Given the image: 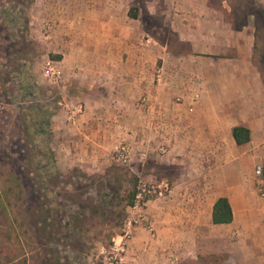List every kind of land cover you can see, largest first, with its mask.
Listing matches in <instances>:
<instances>
[{
	"label": "crops",
	"instance_id": "crops-1",
	"mask_svg": "<svg viewBox=\"0 0 264 264\" xmlns=\"http://www.w3.org/2000/svg\"><path fill=\"white\" fill-rule=\"evenodd\" d=\"M174 10L170 24L189 41V53L133 49L121 35L104 38L96 54L85 50L83 56L96 60L91 66L97 85L74 95L85 107L74 124L55 120L53 132L62 139L55 148L58 166L99 170L112 147L128 140L132 159L146 152L149 176L159 168L175 170L165 175L169 195L148 203L147 221L135 228L123 264H191L200 253H208V264L217 258L219 264H264V197L254 177L255 165L264 163L257 24L250 14L234 27L207 3L178 4ZM74 39L66 46H79L80 38ZM158 57L162 65L154 83ZM237 125L250 129L248 142H235ZM220 197L231 206L228 223L212 221Z\"/></svg>",
	"mask_w": 264,
	"mask_h": 264
},
{
	"label": "rangeland",
	"instance_id": "rangeland-1",
	"mask_svg": "<svg viewBox=\"0 0 264 264\" xmlns=\"http://www.w3.org/2000/svg\"><path fill=\"white\" fill-rule=\"evenodd\" d=\"M187 3H207L234 27L252 14L249 18L257 24L254 62L264 68V6L260 0H0V264H46L45 253L52 245L40 239L37 216L58 202L61 205L51 212L58 222L65 224L72 214L78 218L75 228L59 233L62 239L53 244L55 255L67 256L73 264H79L78 259L102 264L101 252L108 250L112 238L121 232L133 176L150 178L151 171L144 167L146 159L139 157L129 164L112 160L114 147L129 144L128 140L112 147L99 170L87 172L79 166L61 169L55 148L62 139L55 137L54 123L66 120L74 124L85 112L81 101H73V97L85 86H96L97 81L95 64L91 66L95 58L83 54H87L85 50L96 54L104 38L112 41V36L121 35L134 43L133 49L142 47L152 54L190 50L189 41L180 39L170 24L171 14L178 12L175 6ZM133 14L137 17L132 18ZM76 37L80 38L79 46H66ZM161 65L159 57L154 59V83H158ZM49 67L52 71L46 74ZM89 99L96 101V96ZM143 100L144 95L138 103ZM24 112H28V128ZM43 117L49 122L44 125L46 133L40 135L34 120ZM31 156L38 171L48 172L44 181L26 165L25 158ZM52 163L56 171L51 169ZM155 172L157 178L171 183L165 175L175 170L164 167ZM44 184L48 188H43ZM29 206L33 209L27 210ZM94 206L106 208L105 215L100 209L95 213ZM68 244L75 245V250ZM200 254L189 263L208 264V253ZM221 261L217 258L215 262Z\"/></svg>",
	"mask_w": 264,
	"mask_h": 264
},
{
	"label": "built area",
	"instance_id": "built-area-1",
	"mask_svg": "<svg viewBox=\"0 0 264 264\" xmlns=\"http://www.w3.org/2000/svg\"><path fill=\"white\" fill-rule=\"evenodd\" d=\"M49 67L46 74H50ZM53 73V72H52ZM132 147L127 143H119L113 149L111 158L118 163H131ZM146 152H139V158L144 160ZM256 188L260 197H264V163L254 167ZM171 183L165 178L150 177L138 180L133 202L126 207L122 229L106 251H102V264H123L127 256L130 241L136 227L147 221V206L151 200L163 199L171 192Z\"/></svg>",
	"mask_w": 264,
	"mask_h": 264
},
{
	"label": "trees",
	"instance_id": "trees-1",
	"mask_svg": "<svg viewBox=\"0 0 264 264\" xmlns=\"http://www.w3.org/2000/svg\"><path fill=\"white\" fill-rule=\"evenodd\" d=\"M132 18H136V14L130 15ZM191 51H175L173 52L174 54H185V53H189ZM59 58V56H54V59ZM19 69V68H18ZM20 71V69H19ZM30 85H28L29 87ZM30 88V87H29ZM44 113H47V108H43L42 109ZM24 111V109H23ZM28 112H24L22 115L23 121L24 123H26V126L28 128V123L26 122L28 119ZM36 121L39 126H37L38 128L36 129L38 134H44L46 132L44 125L46 123H48V119L46 118V122H45V117L41 118V119H36L34 120ZM33 121V122H34ZM232 135L233 138L235 140V142L237 144H244L246 142H248L250 140V129L246 126L243 125H237L234 126L232 129ZM33 140V139H32ZM26 159V165H29L31 168H33V170L35 172H38L39 174H41L42 176V181H44L45 175L48 174V172H43V169H40L38 171V169L36 168V164L35 162L32 160V156L31 157H27ZM53 171L57 170L56 164L52 163V168ZM16 178L18 180H21V177L16 175ZM47 179V178H46ZM133 181H134V187L133 190H131V192H129V194L127 195V201L126 203L131 204L133 202L134 199V195H135V191H136V182L138 181V178L136 176H133ZM43 188H48V185L44 184ZM106 197V194H104V198ZM61 204L60 202L56 203L55 207H51V208H46L44 209V211L42 213H39V216H37V222L39 224V226L41 227L40 229V233H39V237L41 240H43V242L45 244H51L52 246L49 247L48 251H46L47 253H45L46 256V264H73L72 260L68 259L67 256H56L55 255V247L53 246V244L58 243L61 239L62 236H59V233L62 232V229H68L71 230L72 228H75V221L77 220L78 216L72 214V218L69 219L67 222H65V224H61V222L57 221V217L55 216V214L51 213L53 210L56 209V207H59ZM42 205L40 206L41 209ZM33 208H31V206L27 207V210H32ZM102 211L101 214L106 213V208H99V206H94L93 207V211L95 213H99V210ZM98 210V211H97ZM56 211V210H55ZM28 212V211H27ZM31 215V214H30ZM32 216V215H31ZM30 216V217H31ZM212 221L213 223H228L230 221H232V210H231V206L229 204V201L226 197H220L217 199V201L215 202L214 206H213V212H212ZM35 221L32 218V223L31 226H33L32 224H34ZM65 226V227H64ZM69 237V236H68ZM57 245V244H56ZM68 247L72 250H75V245L72 244H68ZM77 250V249H76ZM78 263L79 264H86L85 262L81 261L78 259Z\"/></svg>",
	"mask_w": 264,
	"mask_h": 264
}]
</instances>
